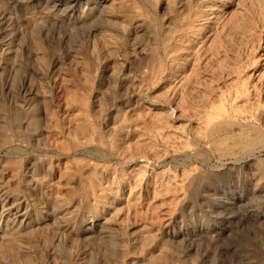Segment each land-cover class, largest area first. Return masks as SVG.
<instances>
[{"label":"rangeland","instance_id":"374dc122","mask_svg":"<svg viewBox=\"0 0 264 264\" xmlns=\"http://www.w3.org/2000/svg\"><path fill=\"white\" fill-rule=\"evenodd\" d=\"M36 34L0 69V118L33 128L0 150L30 226L1 263L264 264V0H93Z\"/></svg>","mask_w":264,"mask_h":264},{"label":"bare ground","instance_id":"6f19581e","mask_svg":"<svg viewBox=\"0 0 264 264\" xmlns=\"http://www.w3.org/2000/svg\"><path fill=\"white\" fill-rule=\"evenodd\" d=\"M44 1L49 2L51 0L49 1L44 0ZM53 1H56V4L53 3L54 5H51V7L48 5L42 6V4L34 7L36 11L35 13H37V15L35 14L36 16L33 15L34 12L32 13L27 11V8L23 3V1H20L19 10L20 12H23V20L21 23V30H18V34L14 33V31L16 32V30L13 29V25H12L13 19L11 13L0 11V69L9 70V72L16 70V66H17L16 59H18L17 56H19L20 49L26 47V49L28 50L29 47L28 39L32 35L34 36L35 33H37L39 36L40 35L42 36V34L45 33L47 34L53 33V35H50V37L51 36L54 37L56 36V33H60L62 30V32L65 35H72L74 34V31L79 30L80 28L83 27L85 20L87 19V16L92 10L93 0H78L77 3L66 6L64 8H61L62 6L60 0H53ZM30 14L35 16V18L30 17ZM44 36H46V34ZM48 36L49 35H47V37ZM28 52L29 54H31V50ZM33 53L34 52L32 51V54ZM26 92L28 93L29 96L37 95V93L35 94V91H33L32 89ZM6 125H4V121L0 118V150L8 143V140H11L10 137L15 138L12 140H17V141L26 140L18 137L19 135L16 136L15 134L18 133L21 134L22 133L21 131L23 130L26 133V131L29 132L30 130L33 129V128L30 129V125L28 124L27 118L21 119L20 124L17 125L18 129L15 131L9 129L8 127H6ZM21 135L23 136V134ZM30 136H32L36 140H38L39 138L38 134L35 132L31 133ZM10 174L11 173L9 171L8 166L6 165V162L0 161V249L3 248V254H5L6 251L8 252L9 250L11 252L15 248L14 243H16L17 241L16 238L19 237L24 238L26 236L27 230L30 227L29 224L26 222L27 212L22 197L12 193L9 189L8 182L6 181V179ZM11 179H13V176H11ZM13 191H16V189ZM110 233L112 232L109 231V235ZM104 234L105 233H102V235ZM112 234L114 235V233ZM99 235L101 236V234ZM105 240L106 239H104V242ZM170 241L171 240H169V242ZM178 241L180 240L178 239L177 242ZM106 242L108 241L106 240ZM177 242L176 243L174 242L173 248L177 249L178 251H182L186 255L193 256L192 245H187L186 247H183V245ZM27 252L26 250L23 251L25 255L27 254ZM1 262H3V259L2 261H0V264H2Z\"/></svg>","mask_w":264,"mask_h":264}]
</instances>
